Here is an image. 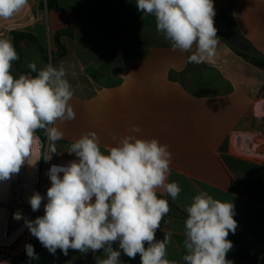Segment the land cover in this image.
Here are the masks:
<instances>
[{"label":"crops","instance_id":"1","mask_svg":"<svg viewBox=\"0 0 264 264\" xmlns=\"http://www.w3.org/2000/svg\"><path fill=\"white\" fill-rule=\"evenodd\" d=\"M213 2L214 20L229 7L250 56L218 35L211 60L189 62L191 53L174 51L157 32L154 16L138 11L136 0H59V11L46 0H28L13 18L0 20V38L14 43L12 32H24L37 40L21 42L26 72L13 62L17 78L32 75L30 62L36 74L48 63L63 64L76 118L54 125L64 133L57 149L70 148L87 133L77 126H95L98 135L107 136L100 142H116L139 126L138 138H155L172 153L168 181L177 182L181 192L175 200L158 195L184 213L201 191L232 202L238 227L229 233L233 248L226 258L264 264V67L253 61L264 60V0ZM101 150L106 151L102 145ZM185 220L170 207L156 232L157 239L172 232L167 258L177 264H185ZM35 253L39 259L31 264H97L106 258L103 250L69 249L64 255L57 249L53 255L39 241ZM120 260L141 264L139 255L131 259L122 250Z\"/></svg>","mask_w":264,"mask_h":264},{"label":"clouds","instance_id":"2","mask_svg":"<svg viewBox=\"0 0 264 264\" xmlns=\"http://www.w3.org/2000/svg\"><path fill=\"white\" fill-rule=\"evenodd\" d=\"M27 3L0 0V20H10ZM136 7L154 16L157 32L174 51L191 53L189 62L201 63L216 55L219 39L213 0H136ZM18 59L12 40L0 38V181L11 179L25 163L35 166L41 158L51 160L57 154L56 142L64 137L54 125L76 118L70 103L74 91L63 64L48 63L35 76L17 78L12 68ZM28 67L37 72L35 62ZM38 130H45L49 141L42 154ZM139 132L140 127L133 125L130 134L114 138L115 145L102 152L99 137L89 131L68 151L78 159L50 167L44 215L24 218L31 235L49 253L103 250L106 258L97 264H122V250L131 259L139 255L141 264H177L167 258L172 232L156 238L170 212L168 200L158 193L175 200L181 192L177 182L168 181L172 153L155 138H138ZM36 156L41 158L33 159ZM44 200L34 192L28 200L32 211H38ZM185 211V264H233L226 257L233 248L229 233L238 227L234 204L201 191ZM14 218L23 217L18 212ZM115 243L118 249L113 248ZM25 251L31 259H39L33 245L26 244Z\"/></svg>","mask_w":264,"mask_h":264},{"label":"built area","instance_id":"3","mask_svg":"<svg viewBox=\"0 0 264 264\" xmlns=\"http://www.w3.org/2000/svg\"><path fill=\"white\" fill-rule=\"evenodd\" d=\"M36 135L42 145V154L48 143L44 142L38 133ZM38 158L41 156L33 159ZM69 162L71 161H45L41 158L35 166L25 163L19 173L13 174L11 179L0 181V264H31L25 245L31 244L35 250L38 240L25 226L24 218L34 220L44 215L46 191L51 186L47 172L52 165H67ZM34 192H39L45 197L41 208L36 212L32 211L28 202ZM18 212L23 217L20 220L14 218V214Z\"/></svg>","mask_w":264,"mask_h":264},{"label":"trees","instance_id":"4","mask_svg":"<svg viewBox=\"0 0 264 264\" xmlns=\"http://www.w3.org/2000/svg\"><path fill=\"white\" fill-rule=\"evenodd\" d=\"M229 1V0H228ZM46 5L49 9H53V10H61L60 7H59V0H46ZM63 33H66V32H63ZM63 33H59L58 36L60 34H63ZM12 36L14 37V46H15V49L18 53V56H19V59L16 62V66L18 69H20L21 71H23L21 69V47H20V44L23 40L25 39H28L34 43H37V40L35 39V37L31 34H27V33H24V32H12ZM242 55L244 56H250L251 54H249L248 52H243L241 50H238ZM253 61L258 64L259 66L261 67H264V60L263 59H255L253 58ZM23 72H26V71H23ZM27 73L29 74H32V76H35L37 75L35 72H32V71H27ZM37 133L40 135V137L42 138V140L44 142H47V134L45 132V130H38ZM161 198H164L162 197L161 195H159ZM166 199V198H165ZM169 202V201H168ZM169 205L170 207H173L175 208L182 217H184L185 219L187 218V214L182 212L181 210H179L178 208H176L174 205H172L171 202H169Z\"/></svg>","mask_w":264,"mask_h":264},{"label":"water","instance_id":"5","mask_svg":"<svg viewBox=\"0 0 264 264\" xmlns=\"http://www.w3.org/2000/svg\"><path fill=\"white\" fill-rule=\"evenodd\" d=\"M217 28V35L224 37L230 44L242 51H249L250 47L243 41L235 31L229 15V7H225L222 14L214 20Z\"/></svg>","mask_w":264,"mask_h":264},{"label":"rangeland","instance_id":"6","mask_svg":"<svg viewBox=\"0 0 264 264\" xmlns=\"http://www.w3.org/2000/svg\"><path fill=\"white\" fill-rule=\"evenodd\" d=\"M76 128L78 129H83L86 132L89 131H94L97 134V129L95 128V126H90V127H85V126H77ZM99 140H103L106 139L107 136H103V135H98ZM48 140V137H47ZM116 142H110V141H105V142H100V144L102 146H104V149L106 150L107 147L113 146ZM62 146V143L57 141L56 142V147H60ZM70 148H61V149H57V154H53L52 155V159L51 161H69L71 159H78L75 154H70L69 151ZM102 152H104V150H101Z\"/></svg>","mask_w":264,"mask_h":264}]
</instances>
